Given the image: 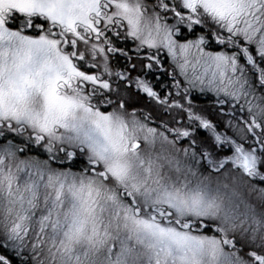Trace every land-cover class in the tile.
Wrapping results in <instances>:
<instances>
[{"label":"snow or ice","instance_id":"obj_1","mask_svg":"<svg viewBox=\"0 0 264 264\" xmlns=\"http://www.w3.org/2000/svg\"><path fill=\"white\" fill-rule=\"evenodd\" d=\"M0 264H264V0H0Z\"/></svg>","mask_w":264,"mask_h":264}]
</instances>
